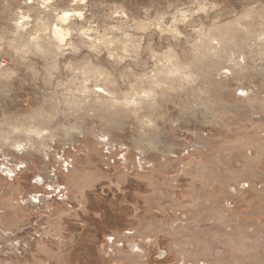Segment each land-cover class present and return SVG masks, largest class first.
<instances>
[{
    "label": "rangeland",
    "instance_id": "374dc122",
    "mask_svg": "<svg viewBox=\"0 0 264 264\" xmlns=\"http://www.w3.org/2000/svg\"><path fill=\"white\" fill-rule=\"evenodd\" d=\"M0 264H264V0H0Z\"/></svg>",
    "mask_w": 264,
    "mask_h": 264
},
{
    "label": "built area",
    "instance_id": "2783aa9c",
    "mask_svg": "<svg viewBox=\"0 0 264 264\" xmlns=\"http://www.w3.org/2000/svg\"><path fill=\"white\" fill-rule=\"evenodd\" d=\"M113 238L110 237V240H112Z\"/></svg>",
    "mask_w": 264,
    "mask_h": 264
}]
</instances>
